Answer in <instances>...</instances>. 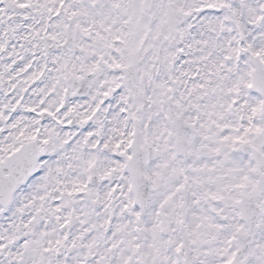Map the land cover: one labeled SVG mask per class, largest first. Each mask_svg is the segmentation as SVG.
<instances>
[{
    "label": "snow or ice",
    "instance_id": "6c2138e0",
    "mask_svg": "<svg viewBox=\"0 0 264 264\" xmlns=\"http://www.w3.org/2000/svg\"><path fill=\"white\" fill-rule=\"evenodd\" d=\"M0 264H264V0H0Z\"/></svg>",
    "mask_w": 264,
    "mask_h": 264
}]
</instances>
